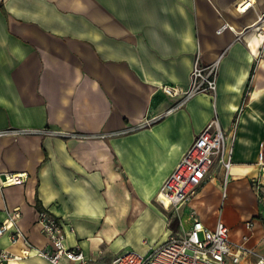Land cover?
Wrapping results in <instances>:
<instances>
[{
    "label": "crops",
    "instance_id": "0c3cea01",
    "mask_svg": "<svg viewBox=\"0 0 264 264\" xmlns=\"http://www.w3.org/2000/svg\"><path fill=\"white\" fill-rule=\"evenodd\" d=\"M243 1L0 0V131H33L0 137V173L29 175L24 186L0 191V226L13 220L0 235V254L23 257L24 240L12 239L17 231L35 248L48 245L40 210L63 221L67 245L79 246L87 264H112L135 250L127 245L155 233L165 238L152 245H163L179 232L167 230L159 192L217 116L234 143L227 197L215 162L183 206L185 228L192 211L208 228L221 218L233 240L250 236L264 256V62L255 69V29L238 38L264 14V0L239 13ZM223 25L232 29L218 33ZM198 54L202 64L222 55L216 91L124 133L175 103L160 86L188 88ZM125 219L122 228L112 224ZM0 264L51 263L32 254Z\"/></svg>",
    "mask_w": 264,
    "mask_h": 264
},
{
    "label": "built area",
    "instance_id": "2783aa9c",
    "mask_svg": "<svg viewBox=\"0 0 264 264\" xmlns=\"http://www.w3.org/2000/svg\"><path fill=\"white\" fill-rule=\"evenodd\" d=\"M252 4L251 0L243 1L238 5L237 10L239 13H245ZM230 28L228 25H223L218 33ZM252 29H255V36L260 40L257 49L252 52L256 69L260 63L264 62V14L254 25L243 29L238 38ZM221 57L222 55L211 63L202 64L198 54L188 88L183 89L167 84L160 86V90L175 99V103L165 113L146 119L135 126L127 127L123 132H133L150 127L172 112L183 108L195 96L214 93L217 88ZM250 96L251 89L247 88L241 110L248 105ZM32 133L33 131L26 129H7L0 131V137ZM44 133L53 134L46 130ZM259 158V164L264 167L263 152L260 153ZM215 162L223 168L225 173L222 193L224 201L227 197L230 172L234 166V143L233 140L228 141V136L217 116L195 137L181 161L165 180L158 195L160 203L166 207V202H169L170 209L176 210L190 204L198 196ZM28 179L29 175L25 172L0 173V191L10 187L24 186ZM14 218H19V215H14ZM188 220L191 226L188 229L183 228L182 233L170 235L163 245L149 249L146 253L136 250L123 251L114 258L112 264H240L250 258H254V264H264V256L249 245L250 236L243 235L238 241L233 240L230 228L221 218L213 228L206 227L195 211L190 212ZM37 222L48 238V245L44 248H35L23 238L20 231H17L12 239L14 243L21 238L24 240L23 257L34 254L48 260L51 264H87L86 256L79 246L69 247L67 245V232L61 219L49 211L40 210L37 213ZM12 227L13 220L6 221L0 226V235ZM246 227L252 228L251 221L246 222ZM74 231V228H71V232ZM12 257L23 258L2 252L0 263Z\"/></svg>",
    "mask_w": 264,
    "mask_h": 264
},
{
    "label": "rangeland",
    "instance_id": "374dc122",
    "mask_svg": "<svg viewBox=\"0 0 264 264\" xmlns=\"http://www.w3.org/2000/svg\"><path fill=\"white\" fill-rule=\"evenodd\" d=\"M159 207L162 210L163 206L162 207L159 206ZM166 207H167L166 209H169V210H165L164 207H163V210H164V214L166 218L167 230H172L174 232L182 233L183 228L187 227L188 225L186 220L184 219L185 217L184 207L179 210L172 209V208L170 209L168 208V206ZM126 223H127V220L125 219V220L115 221L112 224L116 226L117 228H122L124 227ZM163 238H165L164 233H161L159 235L155 233V234L149 235V238L146 239L147 241L144 240L143 243H142V240L141 241L134 240L132 243H130L126 247H131L141 253H146L149 249L156 248L159 244H157L156 246H153L152 244H156L155 243L156 241L161 240Z\"/></svg>",
    "mask_w": 264,
    "mask_h": 264
},
{
    "label": "bare ground",
    "instance_id": "6f19581e",
    "mask_svg": "<svg viewBox=\"0 0 264 264\" xmlns=\"http://www.w3.org/2000/svg\"><path fill=\"white\" fill-rule=\"evenodd\" d=\"M166 203H167L168 205H170L169 202H166ZM132 224H133V223H132Z\"/></svg>",
    "mask_w": 264,
    "mask_h": 264
},
{
    "label": "trees",
    "instance_id": "16d2710c",
    "mask_svg": "<svg viewBox=\"0 0 264 264\" xmlns=\"http://www.w3.org/2000/svg\"><path fill=\"white\" fill-rule=\"evenodd\" d=\"M2 7V9H3V6H1Z\"/></svg>",
    "mask_w": 264,
    "mask_h": 264
}]
</instances>
